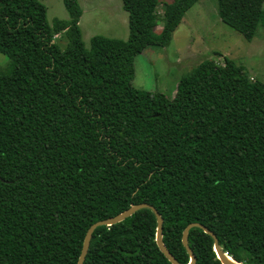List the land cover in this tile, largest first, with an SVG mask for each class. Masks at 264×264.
Masks as SVG:
<instances>
[{
  "label": "trees",
  "instance_id": "1",
  "mask_svg": "<svg viewBox=\"0 0 264 264\" xmlns=\"http://www.w3.org/2000/svg\"><path fill=\"white\" fill-rule=\"evenodd\" d=\"M197 1L121 0L127 39L86 48L78 0L51 25L38 0H0V264H76L92 223L142 202L181 264L191 222L234 260L264 264V80L224 57L199 62L172 97L132 84L135 56L168 45ZM263 5L217 0V12L249 40ZM155 232L149 208L98 226L83 264H171ZM187 239L195 264H221L202 229Z\"/></svg>",
  "mask_w": 264,
  "mask_h": 264
},
{
  "label": "rangeland",
  "instance_id": "2",
  "mask_svg": "<svg viewBox=\"0 0 264 264\" xmlns=\"http://www.w3.org/2000/svg\"><path fill=\"white\" fill-rule=\"evenodd\" d=\"M38 1L46 8L49 25L55 19H68L63 0ZM78 3L82 10L79 26L86 48L95 35L127 39L128 13L121 0H78ZM166 11L158 9L160 14ZM55 42L63 49L67 39L57 37ZM224 57L244 66L252 79L264 80V14L252 37L246 40L220 20L217 0H198L185 12L168 45H148L135 56L132 84L172 97L180 78L199 62H221ZM7 64L6 57L0 54V69Z\"/></svg>",
  "mask_w": 264,
  "mask_h": 264
},
{
  "label": "water",
  "instance_id": "3",
  "mask_svg": "<svg viewBox=\"0 0 264 264\" xmlns=\"http://www.w3.org/2000/svg\"><path fill=\"white\" fill-rule=\"evenodd\" d=\"M141 208H149L150 210H152V212L156 218L155 242H156L158 249L162 252V254L167 258V260L171 264H181L170 253V251L166 248V246L163 243V239H162L163 219H162L160 213L155 209L154 206H152L151 204L146 203V202H142V203H138V204H132L126 210H124V211H122V212H120V213H118L112 217L101 219V220H98V221L92 223L88 227V229L86 230V232L84 234L82 245H81V250H80V253L78 255L76 264H83V262L85 260V256H86L87 251H88V247H89V243H90V240L92 237V233L98 226L111 225V224L120 222ZM192 227H199L205 233H207L208 235H210L212 237V239H213V250H214V252H215V254H216V256L219 259L221 264H244L240 261L234 260L227 253L223 252L221 250L219 243H218L216 235L209 228H207L206 226H204L203 224L198 223V222L188 223L184 227V229L182 230L181 243L189 255V261L186 264H195V262H196V257L194 255L193 251L191 250V248L189 247L188 239H187L189 229Z\"/></svg>",
  "mask_w": 264,
  "mask_h": 264
}]
</instances>
